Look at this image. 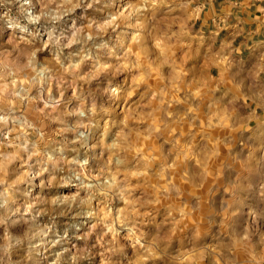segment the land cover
I'll return each instance as SVG.
<instances>
[{"label":"clouds","instance_id":"1","mask_svg":"<svg viewBox=\"0 0 264 264\" xmlns=\"http://www.w3.org/2000/svg\"><path fill=\"white\" fill-rule=\"evenodd\" d=\"M253 2L245 0V7ZM166 3L0 0V264H81L91 249L73 241H87L97 228L102 264H111L122 241L134 249V264H264V116L258 114L264 112V49L251 63L232 57L217 65L229 74L225 81L196 80L198 70L191 76L173 72L170 80L161 77L164 88L145 103L148 94L142 86L151 73L134 54L119 55L116 38L154 41L164 59L153 51L152 63L177 67L175 51L191 48L185 44V27L147 28L148 14ZM258 11L259 31L264 8ZM142 51L147 57L150 50ZM219 56H225L223 50ZM222 85L231 86L221 92ZM182 90L183 100L162 99L178 97ZM205 102L215 114L201 127ZM186 126L205 136L217 132L212 147L198 153L200 168L188 179L203 187L224 175L228 190L220 203L212 195L219 186L208 189L207 199L213 202L203 219L215 239L178 251L171 247L173 236L202 209L200 197L175 203L183 192L171 177L187 159L184 151L171 153L175 160L170 163L164 155L165 142L175 143L174 131ZM141 138L161 142L162 167L169 170L155 198L138 192L148 172L129 170L125 155ZM249 146L251 153L244 150ZM241 163L254 182L237 175ZM161 200L170 206L157 222L153 205ZM66 215L76 222L65 223ZM88 224L91 230L80 235ZM149 224L152 230L145 231Z\"/></svg>","mask_w":264,"mask_h":264},{"label":"rangeland","instance_id":"2","mask_svg":"<svg viewBox=\"0 0 264 264\" xmlns=\"http://www.w3.org/2000/svg\"><path fill=\"white\" fill-rule=\"evenodd\" d=\"M121 2H131V0H121ZM181 5H187L186 8L181 7ZM197 7L194 3L189 0H167V3L160 6L159 9L153 13H149L147 20L150 22L147 25L148 31L151 32L156 27L167 28L171 25L172 31H179L181 26L183 25L188 32V36L185 38V44L190 43L191 48L184 47L182 51H175V64L177 67H173L170 64H164L162 62L152 63L155 59V56L152 55L154 51L156 56H160V50L155 48V42L153 41L151 44L145 42L143 44H138L134 42L132 35H122L118 37L120 51L119 55L123 56L125 53H132L133 59L137 57L140 58L141 62L144 65V68L151 73L150 78L148 79L147 85H143L144 92L148 94L147 99H145V103L151 99V95L155 93L156 90H161L164 88L165 80H162L161 77H167L168 80L171 79L173 72L177 75H180L181 72H188L189 76L192 74V70H198L197 75L194 77L196 80H207L211 79L215 82L216 77L212 75L211 72V63L212 56L215 53L213 43L209 38H204L200 34L197 33L196 28L194 26V19L197 15ZM143 49H149L147 57H145ZM211 54V55H210ZM43 55H47L44 53ZM164 57L160 56V60L163 61ZM125 78L129 79L130 77L125 74ZM188 83L191 84L192 81L188 80ZM170 86V85H169ZM215 86V83L213 84ZM193 92H196L197 89L195 87L192 88ZM221 92H224L221 90ZM219 95V94H218ZM184 91L182 90L178 97H173L170 95H163L162 99L165 101L179 99L183 100ZM159 101L154 102V106L159 104ZM208 102L201 104L200 106V124L201 127L204 126L205 122L208 119H211L214 114V109H208ZM173 107H179L183 109V105H173ZM219 107H223V101ZM150 112L151 109H148ZM122 109L120 110V115H122ZM151 118H149L148 123H151ZM147 127V124L141 128V131H144V128ZM252 127L255 128L254 122L252 123ZM192 132L193 135L189 136L188 133ZM173 135L176 136L175 143L171 141H166L167 151L164 152V155L169 157V163L172 160H175V155H170L174 151L178 154L180 151H184L187 156V159L183 160V163L179 165L175 169L176 175L171 177L173 183L178 184V186L182 187L183 195L180 196L175 203H179L180 200L191 202L196 197H200L202 201V209L199 213L194 214L193 216L187 218L184 223L180 226V231L177 232L175 236L172 238L171 247L176 250H182L184 246H191L192 244L198 242H204L207 240H214L215 237L211 235V232L204 221L203 217L209 210V205L213 202L210 199H207L209 192V187H216V191L212 193L217 200L222 203L226 198L227 193V184L224 179V175L221 176L219 180H214L211 182V185H204L203 187H195V184L198 181H192L188 179V177L194 176L197 170L200 168V157L198 153H200L205 148H211L215 143L213 137L217 135V132L209 130L207 136L202 133L199 129H193L189 127H184L180 129L178 132L174 131ZM239 147H244L239 144ZM245 151L251 153V147H245ZM164 151L161 147L160 141H151L141 138L138 142H135L130 150L125 153L128 159L129 170L131 171H147L148 177L143 178L141 183L144 184L142 189H138L140 191H146L153 198L158 194V190L166 184L169 179V170L162 167V161L160 159V152ZM222 155L227 154V150L221 148ZM155 157V159H153ZM107 159V156H105ZM219 164H223L224 161L220 160ZM237 175L243 176L246 180L255 181V177L251 176L249 171L243 166V164L237 165ZM123 171V169H122ZM162 173V175H161ZM133 186L136 185L137 180L135 177L132 178ZM58 191H71L70 189H58ZM170 204L164 200H161L158 204L153 205L155 209L153 213L152 219L157 222H162L163 217L161 215L162 212H165ZM95 207L97 210L102 209V205L97 201L95 203ZM223 218V217H222ZM65 223H73L76 222V218L72 216L64 217ZM153 225L149 224L145 226V231H151ZM91 230V225H85L84 231L80 233V235H84L85 233ZM102 235L100 229L97 228L95 232L92 233L90 238L80 241H73L79 247H84L85 244L91 249V255L81 261V264H102L104 261V256L102 253L104 252L103 247L98 243V236ZM219 235V232H217ZM123 247L122 250L117 252L112 256L111 264H134L135 262V254L134 249L131 247L130 242L122 241ZM146 264H152L151 261L146 262ZM207 264V261L204 262Z\"/></svg>","mask_w":264,"mask_h":264},{"label":"crops","instance_id":"3","mask_svg":"<svg viewBox=\"0 0 264 264\" xmlns=\"http://www.w3.org/2000/svg\"><path fill=\"white\" fill-rule=\"evenodd\" d=\"M197 7L194 26L198 34L209 38L216 45L210 65L212 75L216 81H225L227 73L217 65H223L228 58H236L240 62L251 63L250 58L261 49H264V27L258 29L255 17L260 15L258 9L264 8V0H255L245 7V0H189ZM230 49H235L228 56ZM224 51L225 56L219 53ZM213 58H215L213 60ZM264 78V73H261ZM222 85L221 90L226 91ZM243 104L244 101L239 102ZM252 107H255L254 105ZM264 116V112L258 113ZM254 125L256 126L255 122ZM252 126V125H251Z\"/></svg>","mask_w":264,"mask_h":264}]
</instances>
